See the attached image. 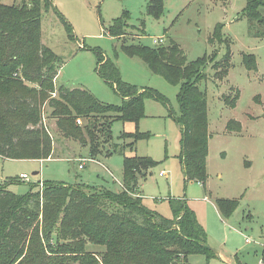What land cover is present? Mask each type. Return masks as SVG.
Segmentation results:
<instances>
[{
    "label": "rangeland",
    "instance_id": "1",
    "mask_svg": "<svg viewBox=\"0 0 264 264\" xmlns=\"http://www.w3.org/2000/svg\"><path fill=\"white\" fill-rule=\"evenodd\" d=\"M52 2L54 8L41 16L40 29L41 42L62 58L55 86L85 88L101 103L120 106L124 98L97 73L96 51H100L114 61L123 82L139 90L153 88L168 104L145 97L143 116L137 121L115 120L111 125L112 143L104 148L105 154L89 157L86 147L69 140L70 151L85 159L83 168L78 167L82 161L66 155L41 161L0 156V185L6 183L7 190L16 194L26 193L34 185L41 187L44 181L84 183L119 191L123 188L124 156L149 157L154 165L139 181L144 206L172 218L170 201H184L204 227L207 244L220 254L207 264H264V36L254 35L242 14L246 0H162L158 17L147 12L149 0ZM0 3L17 4L20 0ZM258 10L264 18V6ZM58 14L69 22L71 39ZM124 15V33L118 38L110 36L108 28ZM216 28L219 32L214 34ZM161 36L163 44L170 40L177 43L187 61L206 57L201 69L203 79L197 82L206 96L208 118L203 184L184 179L181 126L174 120L179 113L178 85L169 84L143 59L128 55L122 48L130 44L154 47L159 44L153 39ZM245 57L251 68L246 66ZM232 100L233 107L226 104ZM41 111L49 130L55 133V120L49 117L46 102ZM80 120L76 124L86 121L82 117ZM133 134L140 137L130 147ZM113 143L123 148L112 152ZM23 173L28 180L20 178ZM219 200L234 201V211L228 216L219 213ZM100 249L87 244V250L97 254ZM204 262L203 255L187 257V264ZM71 264H77L76 260Z\"/></svg>",
    "mask_w": 264,
    "mask_h": 264
},
{
    "label": "trees",
    "instance_id": "2",
    "mask_svg": "<svg viewBox=\"0 0 264 264\" xmlns=\"http://www.w3.org/2000/svg\"><path fill=\"white\" fill-rule=\"evenodd\" d=\"M261 6L264 0H246L242 10L257 36H264V18L258 10ZM52 8V0L0 3V156L4 158L44 160L66 155L76 160L69 140L86 147L89 157L105 154L104 148L112 143L115 120L137 121L143 116L145 97L168 104L153 88L139 90L123 82L114 61L100 51H96L97 73L124 98L120 106L101 103L85 88L55 86L62 58L41 42L40 29L42 14ZM161 10L162 0H149V14L158 17ZM58 15L71 39L69 22ZM125 17L114 20L108 28L110 36L118 38L124 33ZM217 32L218 28L214 34ZM163 43L122 48L128 55L143 59L169 84L178 85L179 113L174 120L181 126L184 179L203 184L208 118L206 96L197 82L203 79L206 57L187 61L177 43ZM223 57L227 64L228 51ZM245 63L251 68L246 57ZM43 102L55 120V133L43 120ZM226 104L235 105L234 100ZM80 117L86 119L83 125L75 122ZM130 137L128 145L133 147L140 135ZM112 146V152L123 148L118 143ZM152 165L149 157L124 156L123 188L119 191L44 181L42 187L34 185L26 193L16 194L7 190L6 183L0 185V264H71L75 260L77 264H187L192 254L203 255L202 264H207L216 252L207 244L204 227L184 201H170L172 218L142 204L139 181ZM217 209L228 216L235 202L219 200ZM89 243L101 247L98 254L87 250ZM62 254L66 257L51 258Z\"/></svg>",
    "mask_w": 264,
    "mask_h": 264
},
{
    "label": "built area",
    "instance_id": "3",
    "mask_svg": "<svg viewBox=\"0 0 264 264\" xmlns=\"http://www.w3.org/2000/svg\"><path fill=\"white\" fill-rule=\"evenodd\" d=\"M163 39H164V36L157 37V38H154V39H153V42L156 43V44H158V43H162V42H164ZM76 121H77L78 123H80V119H77ZM77 160L82 161V163L80 162V163L78 164V167H79V168H82V167H83V162H85V159H83V158H77ZM40 161H41V160H40ZM159 175H162V173L160 172ZM20 178H21L23 181L28 180V176H27V174H25V173H23V174L21 175ZM39 186H40V185H39ZM41 187H42V186H41ZM245 240H246V241H249L248 238H246Z\"/></svg>",
    "mask_w": 264,
    "mask_h": 264
},
{
    "label": "crops",
    "instance_id": "4",
    "mask_svg": "<svg viewBox=\"0 0 264 264\" xmlns=\"http://www.w3.org/2000/svg\"><path fill=\"white\" fill-rule=\"evenodd\" d=\"M84 148V147H83ZM76 158H78V157H76ZM83 167H84V165H83ZM82 167V168H83ZM139 189H140V187H139ZM141 195V194H140ZM142 196V195H141ZM219 212V211H218ZM216 256H220V254L218 253V252H216Z\"/></svg>",
    "mask_w": 264,
    "mask_h": 264
},
{
    "label": "water",
    "instance_id": "5",
    "mask_svg": "<svg viewBox=\"0 0 264 264\" xmlns=\"http://www.w3.org/2000/svg\"><path fill=\"white\" fill-rule=\"evenodd\" d=\"M34 173H37V172H34Z\"/></svg>",
    "mask_w": 264,
    "mask_h": 264
}]
</instances>
